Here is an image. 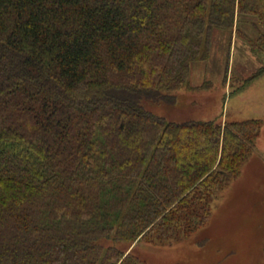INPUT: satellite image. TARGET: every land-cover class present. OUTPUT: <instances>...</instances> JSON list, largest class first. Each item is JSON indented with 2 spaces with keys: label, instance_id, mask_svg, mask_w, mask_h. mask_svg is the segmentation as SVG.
Segmentation results:
<instances>
[{
  "label": "trees",
  "instance_id": "obj_1",
  "mask_svg": "<svg viewBox=\"0 0 264 264\" xmlns=\"http://www.w3.org/2000/svg\"><path fill=\"white\" fill-rule=\"evenodd\" d=\"M238 15L264 0H0V264H144L207 221L261 122L148 107Z\"/></svg>",
  "mask_w": 264,
  "mask_h": 264
},
{
  "label": "rangeland",
  "instance_id": "obj_2",
  "mask_svg": "<svg viewBox=\"0 0 264 264\" xmlns=\"http://www.w3.org/2000/svg\"><path fill=\"white\" fill-rule=\"evenodd\" d=\"M236 21L232 31L210 32L208 56L190 65L175 102L148 110L173 122L259 120L255 146L200 228L171 244L140 242L125 251L144 264H264V28L254 16Z\"/></svg>",
  "mask_w": 264,
  "mask_h": 264
}]
</instances>
